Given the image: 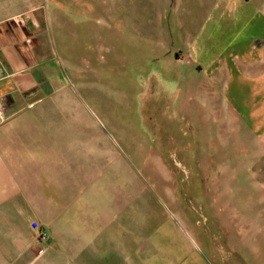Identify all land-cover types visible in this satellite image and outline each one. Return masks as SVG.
Wrapping results in <instances>:
<instances>
[{
	"label": "rangeland",
	"instance_id": "rangeland-1",
	"mask_svg": "<svg viewBox=\"0 0 264 264\" xmlns=\"http://www.w3.org/2000/svg\"><path fill=\"white\" fill-rule=\"evenodd\" d=\"M46 1L35 5L47 18L80 6L67 12L58 47L67 69L78 68V99L92 116L85 136L94 125L101 137L92 186L79 190L93 202L65 221L68 240L107 244L109 227H127L128 236L115 237L131 243L132 257L220 264L237 245L233 235L264 230V47L253 64L244 63L250 83L226 92L219 79L210 85L201 55L176 60L157 49L142 27V12L155 4ZM246 2L264 14V0ZM255 34L262 46L264 31Z\"/></svg>",
	"mask_w": 264,
	"mask_h": 264
},
{
	"label": "crops",
	"instance_id": "crops-1",
	"mask_svg": "<svg viewBox=\"0 0 264 264\" xmlns=\"http://www.w3.org/2000/svg\"><path fill=\"white\" fill-rule=\"evenodd\" d=\"M147 1L155 6L142 12V27L159 51L176 60L201 55L210 85L219 79L226 92L250 83L244 63L253 64L264 47L255 44V30L264 31L260 7L246 0ZM35 4L0 0V264H154L132 257L131 243L115 237L128 236L127 227H109L114 236L107 244L99 237L91 244L67 238L72 232L65 221L93 202L94 196L85 203L79 190L85 182L92 186L101 137L94 125L93 136H85L92 116L78 99V68L67 69L72 67L58 47L67 12L80 6H61L66 14L52 11L47 18L49 11ZM33 221L48 232L47 240ZM233 236L232 256H222L220 264H264V230Z\"/></svg>",
	"mask_w": 264,
	"mask_h": 264
},
{
	"label": "built area",
	"instance_id": "built-area-1",
	"mask_svg": "<svg viewBox=\"0 0 264 264\" xmlns=\"http://www.w3.org/2000/svg\"><path fill=\"white\" fill-rule=\"evenodd\" d=\"M32 226L38 230V235L42 240H47L49 238L48 232L42 228L37 221H33Z\"/></svg>",
	"mask_w": 264,
	"mask_h": 264
}]
</instances>
